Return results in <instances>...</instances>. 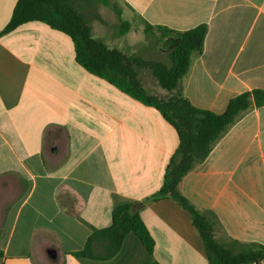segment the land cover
<instances>
[{
    "label": "crops",
    "instance_id": "0c3cea01",
    "mask_svg": "<svg viewBox=\"0 0 264 264\" xmlns=\"http://www.w3.org/2000/svg\"><path fill=\"white\" fill-rule=\"evenodd\" d=\"M16 3L0 0V264H208L189 213L169 198L146 201L177 149L173 127L78 65L64 33L31 21L3 34ZM111 5L120 18L95 3L84 16L94 39L125 54L146 41L144 23L179 32L206 25L202 52L180 83L197 109L220 114L233 97L264 89V0ZM121 23L129 25L123 34ZM149 79L144 88L165 96ZM178 191L216 217L218 241L264 246V107L245 113ZM123 204L153 239L152 255L128 235L111 257L101 241L91 246L93 258L72 257Z\"/></svg>",
    "mask_w": 264,
    "mask_h": 264
},
{
    "label": "trees",
    "instance_id": "16d2710c",
    "mask_svg": "<svg viewBox=\"0 0 264 264\" xmlns=\"http://www.w3.org/2000/svg\"><path fill=\"white\" fill-rule=\"evenodd\" d=\"M111 1L17 0L2 33L26 22H42L70 37L75 61L87 72L158 111L175 130L178 146L166 166L160 189L146 201L169 198L189 213L203 242L208 264H264V246L218 241L215 238L218 226L216 217L212 213L197 210L178 191L181 179L206 159L213 146L245 113L253 108L264 107V89L247 91L233 97L220 114L197 109L182 95L180 83L188 71L191 58L202 52L206 25L179 32L144 23L146 41L154 39L159 45L158 52L165 56L167 62L125 54L117 49H109L102 41L94 39L90 22L84 16L85 6L95 3L111 7L120 18V12L111 5ZM121 26L123 29L120 33L123 34L129 25L121 23ZM146 73L166 92L165 96L154 95L144 88L142 78ZM128 235L134 236L146 253L152 255L153 239L139 215L132 212L130 205L123 204L112 210L108 228L94 230L83 250L70 255L83 263L85 259L93 258L91 246L101 241L107 257H111ZM151 264L157 263L152 261Z\"/></svg>",
    "mask_w": 264,
    "mask_h": 264
},
{
    "label": "rangeland",
    "instance_id": "374dc122",
    "mask_svg": "<svg viewBox=\"0 0 264 264\" xmlns=\"http://www.w3.org/2000/svg\"><path fill=\"white\" fill-rule=\"evenodd\" d=\"M109 10L112 11L113 9L111 7H109ZM134 24H136V23H134ZM158 47H159V45L157 46V43L155 42L154 39H149L148 41L144 40L143 44H140L139 46H137L136 55H138L142 58H145V59L161 60V61L167 62V59L165 58V56L164 55L162 56L158 52ZM149 78H150L149 74H147V73L144 74L143 81L146 83L148 88H150L149 87V85H150V79ZM160 91H161V89L157 88L156 92H160Z\"/></svg>",
    "mask_w": 264,
    "mask_h": 264
},
{
    "label": "water",
    "instance_id": "95a60500",
    "mask_svg": "<svg viewBox=\"0 0 264 264\" xmlns=\"http://www.w3.org/2000/svg\"><path fill=\"white\" fill-rule=\"evenodd\" d=\"M45 254H46V258L50 262L54 263L57 260V252H56V250L54 248H51V247L47 248L45 250Z\"/></svg>",
    "mask_w": 264,
    "mask_h": 264
}]
</instances>
